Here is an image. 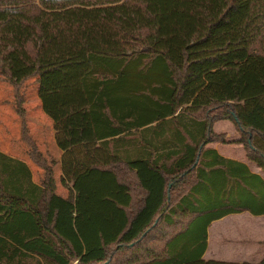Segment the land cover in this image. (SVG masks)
<instances>
[{
	"label": "trees",
	"instance_id": "obj_1",
	"mask_svg": "<svg viewBox=\"0 0 264 264\" xmlns=\"http://www.w3.org/2000/svg\"><path fill=\"white\" fill-rule=\"evenodd\" d=\"M242 6L230 42L264 58V0H0V74L44 170L36 182L24 160L0 150V264H264L203 258L214 219L264 213V178L206 146L226 141L213 126L231 119L235 141L264 170V91L182 104L199 73L195 46ZM33 76L64 150L67 196L57 193L58 160L27 127L21 87Z\"/></svg>",
	"mask_w": 264,
	"mask_h": 264
},
{
	"label": "rangeland",
	"instance_id": "obj_2",
	"mask_svg": "<svg viewBox=\"0 0 264 264\" xmlns=\"http://www.w3.org/2000/svg\"><path fill=\"white\" fill-rule=\"evenodd\" d=\"M246 12L247 6H242L239 11L232 16L231 23L220 26L211 40L195 46L196 53L191 56V65L195 66L199 72L195 77L196 81L201 78V81L197 84V87L201 86L200 89H203L204 91L200 94L202 96L200 99L207 100L211 96V92L214 90L212 86L214 85L219 88L218 85H220V82H222V86L226 85L228 87L230 84L233 87L232 92L228 93L229 95H236L249 90L264 89V58L248 55L245 42L239 44H233L230 42L231 38L238 36V27L244 21ZM4 14L5 11L0 9V17L4 16ZM182 47L183 43L181 41L176 39L172 40L171 53L175 61L179 64L183 63L181 52ZM215 52H219L221 57L217 62L196 61L200 56ZM221 63H223V65L238 66L240 69L242 68L244 75L238 77L236 73H232L230 77H227L222 69L223 65L220 66ZM216 65H218V71L217 69H212ZM204 77H207L210 81L209 87L208 82ZM226 77L227 82H224L223 79H226ZM202 84H204V86ZM188 85L189 83L187 84L186 92L182 98V104L184 106L188 103H192L194 100L190 97L191 95L189 96ZM194 86L195 84L192 85V88ZM21 91L25 97L23 106L26 111L29 133L37 143L39 150H41L40 147L46 146L48 147L47 151L51 153L52 145L54 144V131L51 123L52 119L42 111L36 77L33 76L26 79L21 87ZM6 144L11 146V152L19 155L23 154L29 156V158L31 157L29 154L30 145L22 136V119L16 110L14 86L8 79L0 74V145L5 146ZM44 155L49 158L46 153H44ZM56 165H58V163ZM42 174H44V170ZM42 177L43 175L39 178L40 181ZM57 179V192L61 195L67 196L68 188L62 183L61 178L57 176ZM239 217L241 216H237V218ZM232 218L236 217L234 216ZM226 228L223 229V232L226 231ZM227 233H229V231ZM231 236L234 237L233 239L239 240V243L243 246L249 248V256L247 257L250 258V260L258 261L260 257L264 255V230L260 231L257 229L255 233L249 230L247 232L235 233ZM229 240V237L223 238L224 242Z\"/></svg>",
	"mask_w": 264,
	"mask_h": 264
},
{
	"label": "crops",
	"instance_id": "obj_3",
	"mask_svg": "<svg viewBox=\"0 0 264 264\" xmlns=\"http://www.w3.org/2000/svg\"><path fill=\"white\" fill-rule=\"evenodd\" d=\"M223 63L220 64L222 66ZM237 65V64H236ZM218 65L213 67L212 69H217ZM218 71V69H217ZM206 81L208 82V87L210 86V81L208 80L207 77ZM224 82H227V77L226 79H223ZM201 81L197 80L196 78L192 81L189 82L188 85V92L189 96L194 99H200L202 96L200 95L203 93V89H200L201 86L197 87V84ZM229 83V82H228ZM195 84V86L192 88V85ZM204 86V84H202ZM217 86H212L213 91L211 92L212 94H220V93H231L233 90V87L229 84L227 87L226 85L222 86V82H220V85ZM215 87V88H214ZM261 91H264L262 89ZM39 95V94H38ZM231 95V94H230ZM41 100V98H40ZM192 102V103H193ZM42 104V100L40 102ZM191 104V103H188ZM186 104V105H188ZM43 113H45L47 116H49L43 109V106L41 105ZM50 117V116H49ZM51 118V117H50ZM52 119V118H51ZM52 125H53V137H54V144L52 145V150L51 153H49L48 147L42 146L40 149L46 153L49 158H56L58 160V165H56V179L57 176L59 178H62L63 176V168H62V163L61 159L64 153V150L61 149L56 142L55 138V128H54V121L52 119ZM214 130L218 133H225V140L226 141H210L207 143V147L210 148H215L217 151L229 158H233L236 160H240L242 162H245L249 168L256 172L259 173L263 178H264V170L253 160H251L246 152V149L242 143H238L235 141L239 137L238 130L236 129V126L234 122L231 119H220L214 123ZM11 146L9 144H6L5 146L0 145V150L8 155H11L15 158H19L21 160H24L30 167L32 171V178L34 181L39 182V178L41 175H43V168L40 167L36 162L32 160V158L26 155H19L17 153L11 152L10 151ZM51 149V148H49ZM23 152V150H22ZM24 153V152H23ZM58 173V174H57ZM39 176V177H38ZM38 177V178H37ZM62 181V180H61ZM57 186H58V179H57ZM59 193V192H57ZM60 194V193H59ZM61 195V194H60ZM65 196V195H63ZM236 218H232V217ZM237 216H241L237 218ZM258 225V226H257ZM235 226V227H232ZM227 227V228H226ZM258 227V228H257ZM226 228V231L223 232V229ZM257 229L264 230V213L262 214H254L248 210L240 211V212H234V213H229L226 214L220 218L214 219L210 225L208 226V244L207 248L203 254V258L205 259H216V260H223V261H231V262H252V263H257L260 260L264 258V255L260 257L258 261H252L248 253V249L246 246H243L241 243H239V240L233 239L234 237L231 236L235 233H241V232H247L249 230L257 231ZM229 231V233H227ZM224 237H229L230 240L224 242L223 238ZM264 252V249H263Z\"/></svg>",
	"mask_w": 264,
	"mask_h": 264
}]
</instances>
